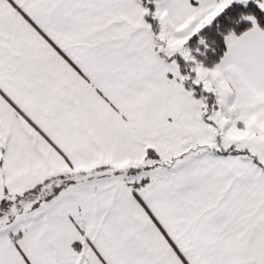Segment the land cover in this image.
<instances>
[{
    "label": "snow or ice",
    "instance_id": "1",
    "mask_svg": "<svg viewBox=\"0 0 264 264\" xmlns=\"http://www.w3.org/2000/svg\"><path fill=\"white\" fill-rule=\"evenodd\" d=\"M0 264H264V0H0Z\"/></svg>",
    "mask_w": 264,
    "mask_h": 264
}]
</instances>
